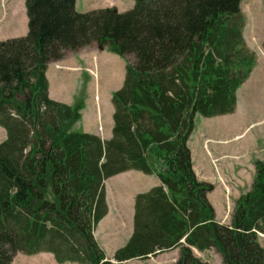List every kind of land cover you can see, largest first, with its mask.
Listing matches in <instances>:
<instances>
[{
	"label": "trees",
	"instance_id": "trees-1",
	"mask_svg": "<svg viewBox=\"0 0 264 264\" xmlns=\"http://www.w3.org/2000/svg\"><path fill=\"white\" fill-rule=\"evenodd\" d=\"M241 4L135 0L127 11L80 12L76 0H25L27 34L0 40V264L40 252L60 264H123L175 247V264H210L191 246L217 247L224 264H264V160H255L252 189L223 223L208 197L214 184L198 179L188 144L196 114L233 113L257 65ZM91 44L135 58L113 93L108 139L72 129L82 102L49 96L48 64ZM130 169L161 184L137 195L134 234L114 262L94 232L108 212L105 181Z\"/></svg>",
	"mask_w": 264,
	"mask_h": 264
},
{
	"label": "crops",
	"instance_id": "crops-1",
	"mask_svg": "<svg viewBox=\"0 0 264 264\" xmlns=\"http://www.w3.org/2000/svg\"><path fill=\"white\" fill-rule=\"evenodd\" d=\"M8 1L9 0H3L4 12L0 11V21H6L11 14L12 5L11 2L9 3ZM122 2H123L122 0L120 2H117L116 0H103V1L76 0V9L80 12H85L97 8L114 6L120 11H127L133 8L135 5V0L134 1L131 0L128 3L130 4L129 6L125 5ZM0 6H1V0H0ZM24 18L25 20H27L26 16ZM101 65L106 68H109L110 72L114 75V78H117L118 81L120 79H123L125 82L127 75L126 58L114 52L109 51L106 47H101L96 44L84 46L76 51L69 50L66 52L65 56L61 60L51 61L48 64L46 70V76L49 81L48 90H49L50 98L63 103L74 105L75 102L73 104L70 103L68 101V96L63 94L60 90L67 89V91H69L71 88L78 90L80 87H82V85L80 84L81 82L80 77H82V75H85L87 77L88 83L90 84L92 82V75L94 77H96L97 75L99 76V69ZM88 89H89V85H88ZM82 103L84 107L81 110V118L75 124H79L81 121L84 120V113L85 110L87 109L88 104L86 101ZM237 107H238V99H237L236 109ZM114 113H115L114 105L113 107H110V112L106 117L103 114L102 108L98 106L96 107V115L95 116L91 115L89 121H86L85 124L83 123L82 128L80 130L97 134L101 136L103 139L111 138L114 134V125H115ZM225 115L227 114H221L212 117L220 118ZM262 122L263 121L260 122L253 121L252 123L248 122L245 125L246 129L243 127L242 129L237 130L231 135L227 133L212 134L211 132L207 131L205 128L196 127L195 125L194 130L191 134L188 144L190 146L192 153V162H193L194 171L198 179L211 182L214 184V189L208 193V197L216 209L217 218L222 222L230 224L232 220V216L230 214L228 216L225 215L226 210L223 202H225L227 199H230V201H235L236 199H239L246 192V189L249 185H251L253 181V177L256 172V167L254 164L255 160L257 158L264 160V154L259 153L258 155V152L257 154H255L253 153L255 152V149L254 148H253L254 150L250 149V144H252L253 141L257 142V135L253 134V128L255 129L257 124ZM2 128L5 130L4 127ZM72 129L77 130L74 127ZM6 136L7 134L5 130V133L2 136L3 139H5ZM112 177L114 178L124 177L128 179L137 178L136 179L137 182L146 183V187L139 188L138 190L132 192L129 196V199H127L128 201L133 202V208L131 210V214L128 215L126 210L125 212H122L121 210L117 212L120 217V223L123 227L124 235L120 236L122 234V231L117 224L116 226H114L113 229L104 232V235L110 239L109 243H112L113 245L108 247V244H105V242L102 240L104 235L100 233L101 232L100 226L102 224H107V223L112 224L113 222H115L116 215L114 214L115 210L111 209V204L109 202L110 192L107 187V184L111 179V177L105 181L108 212L100 220L97 227L95 228L94 233L97 241L106 252L107 257L110 258L112 261L116 262L114 260L115 252L130 240V238L132 237L135 231V213H136L137 195L139 193H144L150 190L154 186L160 185L161 180L156 174L144 173L143 171L137 169H130L118 173ZM249 181L251 182L249 183ZM218 203L222 207L221 214L219 213ZM117 242H119V244H116ZM191 248L194 251L197 250L196 247L191 246ZM41 253H49L53 256L52 259L55 260L54 255L52 253L40 252V254ZM148 257H151L153 260L157 259L159 260V262L164 264H175L181 257V248L175 247L171 250L158 252L155 254V256H153V254H149ZM136 259L138 258H132L124 263H128ZM66 263L81 264L78 262H66Z\"/></svg>",
	"mask_w": 264,
	"mask_h": 264
},
{
	"label": "rangeland",
	"instance_id": "rangeland-1",
	"mask_svg": "<svg viewBox=\"0 0 264 264\" xmlns=\"http://www.w3.org/2000/svg\"><path fill=\"white\" fill-rule=\"evenodd\" d=\"M116 1L120 2L121 0ZM122 1V3L129 6L130 4L128 3L131 0ZM8 2H11L12 5L11 14L6 21H0V40L23 36L26 35L28 31V16L26 13L25 0H9ZM3 5L4 2L1 0V12H4ZM241 8L245 18V25L243 28L244 44L257 57V66L254 68L250 78L237 90L238 107L235 112L228 113L227 115L220 118L205 117L197 113L195 117V125L196 127L205 128L212 134L227 133L231 135L243 127L246 129L245 125L248 122L252 123L253 121H263L262 123H258L255 129L253 128V134L257 135V142L253 141L252 144H250V149H255V152L253 153L257 154L258 152L259 155V153L264 154V0H242ZM25 16L27 17V20H25ZM126 61L135 63V58L133 55L128 54L126 56ZM80 79V84L82 87H80L78 90L73 88H71L69 91H67V89L60 90L63 94L68 96V101L70 103L73 104L75 102V104H77L79 102L86 101L88 104L84 113V120L79 124L74 123L72 125V128L74 127L77 130L82 128L83 123L85 124L86 121H89L91 115H96V107L98 106L102 108L103 114L106 117L110 112V107H113L114 105L112 102L113 92L121 88L124 83L123 79L118 81L117 78H114V75L110 72V69L102 65L99 69V76L97 75L94 77L92 75V82L90 84L88 83L87 77L85 75H82ZM4 133L5 130L0 127V141L3 139L2 136ZM136 179L137 178L128 179L124 177H111L109 180L107 184L110 192L109 202L111 204V209L115 210L114 214L116 215V218L115 222L112 224L107 223L100 226V233L103 235L107 230L113 229L116 224L122 231L120 236L124 235L123 227L120 223V217L117 212L120 210L125 212L126 210L128 215L131 214L133 202L128 201L127 199H129V196L132 192L138 190L139 188L146 187V183L137 182ZM253 181L251 185L247 187L245 193L252 189ZM250 182L251 181H249V183ZM237 200L238 199L235 201H230V199H227L225 202H223L226 210V216L229 214L232 216ZM218 208L219 213L221 214L222 207L219 203ZM102 240L105 242V244H108V247L113 246L112 243H109L110 239L105 235ZM259 241L264 246V232L259 233ZM116 244H119V242ZM193 252H195V254L201 259L208 261L210 264H224L222 253L217 247H210L208 250L197 249L195 251L193 250ZM153 256H155V254H153ZM52 258L53 256L49 253H39L35 255L18 253L14 257L11 264H59ZM145 263L164 264L159 262L157 259L153 260L151 257H147L145 259L138 258L124 264Z\"/></svg>",
	"mask_w": 264,
	"mask_h": 264
}]
</instances>
